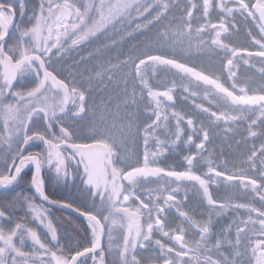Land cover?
I'll return each instance as SVG.
<instances>
[{
    "label": "snow or ice",
    "instance_id": "1",
    "mask_svg": "<svg viewBox=\"0 0 264 264\" xmlns=\"http://www.w3.org/2000/svg\"><path fill=\"white\" fill-rule=\"evenodd\" d=\"M0 264H264V0H0Z\"/></svg>",
    "mask_w": 264,
    "mask_h": 264
},
{
    "label": "trees",
    "instance_id": "2",
    "mask_svg": "<svg viewBox=\"0 0 264 264\" xmlns=\"http://www.w3.org/2000/svg\"><path fill=\"white\" fill-rule=\"evenodd\" d=\"M46 189L50 193V195H52L53 198H62L68 195V193L63 189L62 186L55 185L47 179H46ZM63 215L67 216L68 215L67 211H64ZM72 215L75 218L76 214L73 213ZM55 216L58 220H61V224L63 226L62 231L67 230L68 232H72L74 226L64 222L61 219V213L59 211L55 212ZM83 223L84 221L82 219L76 220V224L82 225Z\"/></svg>",
    "mask_w": 264,
    "mask_h": 264
},
{
    "label": "rangeland",
    "instance_id": "3",
    "mask_svg": "<svg viewBox=\"0 0 264 264\" xmlns=\"http://www.w3.org/2000/svg\"><path fill=\"white\" fill-rule=\"evenodd\" d=\"M181 103L180 101H178V104ZM186 107V106H185Z\"/></svg>",
    "mask_w": 264,
    "mask_h": 264
}]
</instances>
